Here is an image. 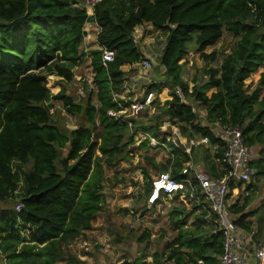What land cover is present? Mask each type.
Returning <instances> with one entry per match:
<instances>
[{"label": "trees", "instance_id": "trees-1", "mask_svg": "<svg viewBox=\"0 0 264 264\" xmlns=\"http://www.w3.org/2000/svg\"><path fill=\"white\" fill-rule=\"evenodd\" d=\"M92 10L88 14L79 0H0V203L17 197L23 204L20 211L0 207V259L5 258L0 264H57L69 245L92 230L107 206L103 163L128 157L127 149L139 130L157 139L162 118L178 125L186 138L193 133L208 138L216 150L212 160L210 154L203 158L205 168L214 177L228 174L223 168L224 144L210 126L198 121L191 100L205 106L210 125L243 127L257 156L254 175L264 178V94L248 93L245 87L264 65V0H101ZM90 23L99 29L100 49L85 53L81 44ZM145 24L166 33L160 63L169 87L162 82L148 88L163 96V115L156 116L155 124L130 127L128 120L109 112H120L119 103L129 104L114 96L121 94L127 79L123 67L146 60L134 39L136 29ZM225 31L237 39L236 47L219 69L205 72L209 80L204 86L194 82L191 89L181 64L189 44L195 42L207 64L215 62L217 54L205 51ZM103 49L116 54L107 66ZM88 57L98 105L91 98L83 106L64 92L53 95L48 77L71 82L74 68ZM52 102L61 103L70 115H84L88 126L64 134L52 123ZM176 150L166 167L173 165L174 176L180 177L194 157ZM28 164L32 167L26 172ZM151 185L147 181L148 193ZM249 199L231 208L239 230L252 228L248 219L256 212L245 213ZM196 210L174 208L170 221L177 236L153 255V264H219L223 238L205 222L206 213L195 216V230L185 228ZM149 238L146 233L139 241ZM144 259L123 264H145ZM68 262L83 264L76 258Z\"/></svg>", "mask_w": 264, "mask_h": 264}, {"label": "rangeland", "instance_id": "rangeland-1", "mask_svg": "<svg viewBox=\"0 0 264 264\" xmlns=\"http://www.w3.org/2000/svg\"><path fill=\"white\" fill-rule=\"evenodd\" d=\"M79 1L81 6L87 8L88 14L92 15V8L89 5L90 0ZM85 30L87 35L81 44V51L89 53L99 49L96 43V36L99 33L98 27L90 23L86 25ZM165 34V32L157 30L152 25L139 27L134 33L135 42L150 61L151 69L143 70L139 67V70L134 71L131 67L126 66L127 79L125 83L130 89L129 96H132L133 99H137V95L143 94L150 86L165 83V68L160 63V56L166 45ZM236 45L237 39L229 31H225L223 38L215 46L206 49L205 53L207 54L214 52L217 54V60L207 64L201 58V53L198 52L195 42L190 43L188 54L181 61L184 67L183 79L189 83L191 89L194 87V82L199 86H204L209 80L205 72L210 69H219L224 59ZM73 72L74 78L71 82L55 75L49 76L47 87L50 92L53 95L64 92L71 96L77 104L83 106L91 98L92 103L97 106L91 59L86 58L83 63L74 68ZM263 76L264 65L245 82L248 93L258 90L260 95L264 94V84L261 82ZM165 84L169 87L167 83ZM141 98L139 97V99ZM163 103V96L159 95L154 107L148 113L137 115L126 112L124 116L131 121L132 126L137 123L140 127L151 126L155 124L156 116L163 115L161 111ZM188 103L192 105L196 112L198 121L203 126L212 128V124L210 125L207 120L206 109L194 100ZM51 104L55 110L52 123L58 126L64 134L79 127L88 126L84 115H70L61 103L52 102ZM161 123L162 126L157 139L139 130L135 134L134 144L127 149L128 157L118 159L111 165L103 163L107 177L104 189L107 206L96 217L92 230L86 231L76 242L69 245L66 248L65 256L57 264H71L68 262L69 258H76L78 262L83 264H123L133 262L139 257H145V264H153V255L164 251L165 245L172 242L177 236L170 221L171 212L174 208L181 207L191 211L196 207L185 197L179 196L167 199L161 205L152 206L148 203L150 193L147 192L145 185L147 181L152 182L159 174L169 171L166 165L170 157L166 147L153 145L151 139L166 144L171 152L176 154L177 147L172 142H175V137H178L181 143L187 146V150H190L193 154L194 164L201 167H205L203 163L205 155L210 154V160H212L216 149L211 144L199 145L201 138L195 133H193L194 137L192 138L184 137L179 126L167 122L165 118H162ZM100 132L95 133L96 138H99ZM171 139H174V141ZM66 153L67 151H64L63 154L66 155ZM97 155H100L99 152ZM58 165L60 167V163ZM31 167L32 164L26 165L24 171H30ZM262 180L264 178H257L256 175H253L247 184L259 186L257 197L263 193L264 184ZM246 196H248V193L245 191L242 197ZM21 204L20 198L12 197L8 203H0V207L18 210ZM257 211L260 210L257 209ZM262 214L264 215V212ZM196 215H199L198 210L195 211L194 215H190L185 228L196 229ZM146 233H150V238L145 242L139 241V238ZM23 234L28 239L30 238L29 232L26 231ZM260 246V244L255 245L252 248L255 249ZM1 260H5V258L2 257L0 262Z\"/></svg>", "mask_w": 264, "mask_h": 264}, {"label": "built area", "instance_id": "built-area-1", "mask_svg": "<svg viewBox=\"0 0 264 264\" xmlns=\"http://www.w3.org/2000/svg\"><path fill=\"white\" fill-rule=\"evenodd\" d=\"M98 0H90V6L93 8ZM102 60L104 66L115 60V51L103 49ZM136 66L143 70H150L151 63L146 60ZM130 89L124 83L121 94L115 95V100H124L129 104L124 106L119 103L122 110L118 113L111 111L109 115L117 119L125 118L124 114L148 113L155 105L158 96L154 90H145L143 94L137 95V99L129 96ZM180 96L181 93L179 92ZM139 97H142L139 99ZM128 124L132 127L131 121ZM213 133L223 142L224 169L228 174L214 177L205 170L195 165L193 161L184 165L180 172V177H175L173 173L174 166L171 165L169 171L156 176L152 181L151 192L148 198L150 205L156 206L163 204L167 199L173 197H185L192 205L198 208L199 212H205V222L212 225L214 233H220L223 238V254L220 257L219 264H248L249 258H254L256 264H264V244L256 247L253 251L247 249V240L238 231L236 225L237 218L231 212L230 197L234 188L239 185L249 183L255 170L252 167L254 153L246 141L243 134V127L223 126L217 122L212 126ZM173 138V137H172ZM153 145H162L174 159V154L166 144H161L156 139H151ZM174 141V139H171ZM200 144H210L208 138H201ZM178 148L176 142H172ZM186 152L191 155L190 150ZM23 204L17 211H20Z\"/></svg>", "mask_w": 264, "mask_h": 264}, {"label": "crops", "instance_id": "crops-1", "mask_svg": "<svg viewBox=\"0 0 264 264\" xmlns=\"http://www.w3.org/2000/svg\"><path fill=\"white\" fill-rule=\"evenodd\" d=\"M98 1H101V0H98ZM92 13H93V10H92ZM145 25H151V24H145ZM140 27H142V26H140ZM96 43H97V45H98V47L100 49V46L98 44V36H96ZM127 66L131 67V69H133L134 71L139 70V66H136V65H134V66L127 65ZM126 69H127V67L124 66L123 70L125 72H127ZM203 107L205 108V106H203ZM256 157L257 156L254 154V160H255ZM193 163H194V161H193ZM197 166H199V168L202 169L200 165H197ZM202 167H203L202 170H205V171L207 170L204 166H202ZM219 167H220V165H219ZM206 172L208 174H210L208 172V170ZM262 181H263V184H264V180H262ZM247 184L248 183H246L244 185H239L237 188H234L229 202H230V206L232 208L236 204L242 205L244 203V201L246 200V198H250L245 213H254V212H256L255 216H253V217L248 219V222H252V228H251L250 231H246L245 229H240L239 230V228H238V231L247 240V243H246L247 244V249L250 250V251H253V249H254V248H252L253 246L259 245V244L260 245L264 244V215L262 214V212H264V188H263V193L257 197L256 194H257L259 186H257L256 184H255V186L252 185V184H250V185H247ZM250 186L252 188L249 189ZM245 191L248 193V196L242 197V195H244ZM257 209H259L260 211H257ZM231 212H232V209H231ZM234 217L238 218L237 216H234ZM248 264H256V261L254 260V258L251 257V258L248 259Z\"/></svg>", "mask_w": 264, "mask_h": 264}, {"label": "water", "instance_id": "water-1", "mask_svg": "<svg viewBox=\"0 0 264 264\" xmlns=\"http://www.w3.org/2000/svg\"><path fill=\"white\" fill-rule=\"evenodd\" d=\"M175 142L179 146V148L183 151L186 152V146L181 143L180 139L178 137H175Z\"/></svg>", "mask_w": 264, "mask_h": 264}]
</instances>
